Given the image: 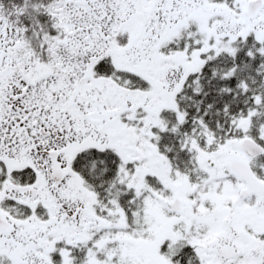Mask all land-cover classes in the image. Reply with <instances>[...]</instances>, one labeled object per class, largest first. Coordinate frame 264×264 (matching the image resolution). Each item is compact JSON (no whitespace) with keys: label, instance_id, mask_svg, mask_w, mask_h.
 I'll list each match as a JSON object with an SVG mask.
<instances>
[{"label":"snow or ice","instance_id":"6c2138e0","mask_svg":"<svg viewBox=\"0 0 264 264\" xmlns=\"http://www.w3.org/2000/svg\"><path fill=\"white\" fill-rule=\"evenodd\" d=\"M0 264H264V0H0Z\"/></svg>","mask_w":264,"mask_h":264}]
</instances>
